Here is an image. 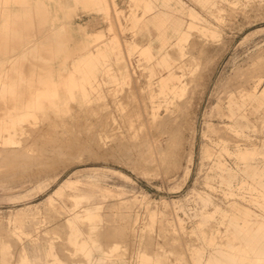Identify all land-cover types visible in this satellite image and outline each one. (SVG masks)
I'll return each mask as SVG.
<instances>
[{"label":"rangeland","instance_id":"374dc122","mask_svg":"<svg viewBox=\"0 0 264 264\" xmlns=\"http://www.w3.org/2000/svg\"><path fill=\"white\" fill-rule=\"evenodd\" d=\"M109 1L105 10L60 0L63 20L73 23L74 44L90 39L106 56L99 86L86 98L64 94L33 112L30 125L46 134L29 143L17 135L12 149L25 155L0 152V264H26L24 256L29 264H142L145 257L160 264H209L212 235L219 242L241 241L231 238L234 228L221 213L204 220V212L240 207L264 222V0ZM191 8L200 19L192 20ZM180 24L189 35L182 47L175 33ZM52 36L46 28L39 41ZM170 69L182 75L181 98L160 93ZM259 76L261 99L247 100ZM231 100L241 105L234 107V120L223 116L232 114ZM235 122L257 155L228 183L226 172L214 169L223 135L208 125ZM224 136L234 151L233 137ZM55 138L64 142L60 155L53 150ZM225 158L236 171V159ZM252 164L257 181L247 168ZM86 207L97 213L93 237L106 250L91 257L74 245L73 233L87 238L92 222L81 217L73 228L67 223ZM201 248L202 258L196 253Z\"/></svg>","mask_w":264,"mask_h":264},{"label":"bare ground","instance_id":"6f19581e","mask_svg":"<svg viewBox=\"0 0 264 264\" xmlns=\"http://www.w3.org/2000/svg\"><path fill=\"white\" fill-rule=\"evenodd\" d=\"M73 1L77 6L81 4L89 9L104 7L105 10H108L111 7L109 0ZM60 4V0H0V111L2 112L0 113V152L14 153L15 155L23 153L25 155L21 149L15 150L17 147L12 149L19 143L16 140L17 135H26L25 138L28 137L26 143H29L39 140L46 134L43 127L30 125L33 112L41 108L45 100L60 99L64 94L76 97L78 92L86 98L88 92L96 90L99 86L97 76L99 64L106 53L100 48H95L96 44H92L90 39L74 44L75 40L70 36L73 23L63 20L59 11V7H62ZM53 7H55V11L52 10ZM65 7L69 8L70 6ZM188 14L192 20L201 18L192 8L188 10ZM69 15L68 11L64 13L65 17ZM193 22L189 24V27L195 25ZM46 28L53 31V36L40 42V34ZM175 33L179 37L178 44L181 47L184 46V42H187L189 38L188 31L183 30L182 24H180L175 27ZM167 44L169 43L165 42L162 49H166ZM144 51L148 54L151 53L149 48ZM182 53L185 55L184 51ZM163 62L169 64L171 68L172 64L167 57L163 58ZM70 64L72 67H69ZM179 68L185 70V66ZM183 83L182 75L170 69L169 74L160 80V93L164 96L172 95L174 98H181L186 90ZM262 83L263 79L259 76L252 91L244 98L254 102L260 100L261 97L257 90ZM262 93L264 94V90ZM244 101L242 100V102ZM261 105H264V102H261ZM240 106V102L231 100L232 114L223 116L234 120V107ZM156 118L157 115L153 113V120ZM208 127L212 133L223 135V152L220 159L215 161L214 169L226 172L227 176L223 177L224 181L230 183L232 180L238 179L240 173L246 172L241 169V165L249 164V161L257 155V149L244 144V132L237 122L219 126L209 124ZM224 135H229L231 139L233 137L234 151L229 147L228 136ZM52 142L57 145L53 146L55 153H59V155L64 153L63 140L55 138ZM42 150L45 153L48 149L43 148ZM205 154L207 157H211L212 150L207 148ZM225 157L236 159V171L229 167ZM247 168L252 170L251 174L257 181V176L260 175L257 167L252 164ZM76 185H80L79 181H68V186L75 187ZM104 191V195H108L109 191ZM56 193L64 194L60 189ZM79 197L81 196H76V201L81 200ZM199 198L203 202L210 201L203 195H200ZM50 202L55 204L53 197ZM237 210L228 211L216 207L213 213L204 212L202 214V218L207 220L214 217L216 213H221L223 218L228 219L234 228L235 232L231 238L241 241V244L219 242L212 235L207 243L215 252L210 255L209 264H264V222L258 224L250 219L252 213L248 210H243L240 207ZM84 212L85 214L82 216L76 215L74 218H69L67 223L73 228L76 219L81 217L92 222L87 238L81 240L79 231L73 233L74 245L91 257L95 250H106L93 237L97 231V225L93 223L97 218V213L88 207L84 209ZM17 218L21 223L20 228L23 230L26 225V222L23 221V213H18ZM245 242L248 247L244 245ZM116 248L113 247L112 250ZM196 253L202 258L205 252L201 248ZM23 262L29 264L30 258L24 256ZM142 264H160V262L145 257Z\"/></svg>","mask_w":264,"mask_h":264}]
</instances>
